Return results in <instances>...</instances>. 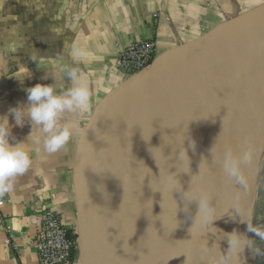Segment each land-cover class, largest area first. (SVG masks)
Instances as JSON below:
<instances>
[{
    "label": "crops",
    "instance_id": "0c3cea01",
    "mask_svg": "<svg viewBox=\"0 0 264 264\" xmlns=\"http://www.w3.org/2000/svg\"><path fill=\"white\" fill-rule=\"evenodd\" d=\"M263 4L264 0H0V116L27 103L25 89L37 82L54 83L58 90L69 87L65 66L83 73L91 91L86 112L62 116L61 122L71 124L73 133L60 150L47 152L43 134L33 129L32 139L38 142L26 145L31 166L15 178L9 201L0 210V264H41L34 240L44 209L57 211L69 228L76 226L75 169L82 139L100 104L130 78L119 65L121 48L153 39L158 61ZM71 45L86 53L83 60L73 62ZM9 122L12 142L25 140L32 131L30 122L22 128L11 116ZM254 239L264 248V242ZM73 258L74 264H82L77 249Z\"/></svg>",
    "mask_w": 264,
    "mask_h": 264
},
{
    "label": "water",
    "instance_id": "95a60500",
    "mask_svg": "<svg viewBox=\"0 0 264 264\" xmlns=\"http://www.w3.org/2000/svg\"><path fill=\"white\" fill-rule=\"evenodd\" d=\"M217 90L264 94V4L154 59L100 104L75 169L82 264H143L135 228L150 184L208 130ZM238 259L257 264L250 248Z\"/></svg>",
    "mask_w": 264,
    "mask_h": 264
},
{
    "label": "bare ground",
    "instance_id": "6f19581e",
    "mask_svg": "<svg viewBox=\"0 0 264 264\" xmlns=\"http://www.w3.org/2000/svg\"><path fill=\"white\" fill-rule=\"evenodd\" d=\"M208 119V130L192 138L196 141L195 149L190 147L192 139L185 147L189 160H181L179 153L150 184L135 228V248L146 264L149 261H152L149 264H173V254L183 249L192 251L206 264H217V256L230 247L226 234L235 230L248 236L247 224L240 222L237 212L251 219L250 209L255 204L257 181L264 165V94L217 90L209 105ZM246 138L255 146L256 156L243 165L248 182L243 188L230 181L214 163L212 148L216 142L218 146L225 143L240 152L247 146ZM205 161L210 171L202 164ZM201 167L202 174L194 178L193 183L212 189L217 208L218 218L209 227L199 219L195 224L198 202L186 206L182 192L173 189L174 183L168 177V174L174 175L187 190ZM188 168L189 171H185ZM235 199L239 201L234 202ZM234 204L236 210L232 208ZM170 217L175 218L178 225V236L170 230ZM228 256L231 254L226 258ZM129 262L141 264L138 258Z\"/></svg>",
    "mask_w": 264,
    "mask_h": 264
},
{
    "label": "clouds",
    "instance_id": "9594fccd",
    "mask_svg": "<svg viewBox=\"0 0 264 264\" xmlns=\"http://www.w3.org/2000/svg\"><path fill=\"white\" fill-rule=\"evenodd\" d=\"M69 54L73 62L83 60L86 53L75 45L70 46ZM65 76L71 81L66 89L58 90L54 83L37 82L27 87V103H19L9 108L8 113L0 116V194L10 193L14 187L16 177L24 174L31 166L32 156L28 142L36 143L32 139L34 128H39L43 134V144L47 152H56L64 147L73 133V126L67 122L62 123L61 118L69 112H86L90 106L91 91L87 78L74 66H65L63 69ZM23 83V80H21ZM9 116L14 119L15 126L24 127L26 122H30L32 131L27 138L22 141L12 142V127ZM246 147L243 151H235L225 143L219 146L217 142L212 148L214 163L218 164L223 174L239 187H247V179L243 171V165L251 162L256 156L255 146L246 138ZM196 141H190V147L195 149ZM189 160L187 149L182 148L180 152L181 160ZM207 171H210L207 162ZM201 164V166H202ZM185 171H189L185 170ZM200 173L192 178L191 186L185 190L174 175L168 174L169 179L174 183V188L182 192L186 206H190L193 201L198 202V211L195 215V224L200 222L209 227L218 218L216 212L215 194L206 185L197 186L193 179L201 176ZM236 210L235 204L232 207ZM240 222L247 224V231L254 234L261 242H264V225L254 224L251 219L237 212ZM235 218V216H233ZM230 247L226 252L217 256V264H236L238 253L245 248L252 249L255 254L264 255V248L257 246L256 239L248 238L238 231L226 234ZM231 254L226 258L227 254ZM188 264V259L186 261Z\"/></svg>",
    "mask_w": 264,
    "mask_h": 264
},
{
    "label": "built area",
    "instance_id": "2783aa9c",
    "mask_svg": "<svg viewBox=\"0 0 264 264\" xmlns=\"http://www.w3.org/2000/svg\"><path fill=\"white\" fill-rule=\"evenodd\" d=\"M156 42L153 39L134 42L119 50V65L130 77L149 67L155 59ZM9 193L0 194V210L8 203ZM11 236L14 235L11 233ZM34 246L41 264H74L77 239L61 215L46 208L40 216Z\"/></svg>",
    "mask_w": 264,
    "mask_h": 264
},
{
    "label": "rangeland",
    "instance_id": "374dc122",
    "mask_svg": "<svg viewBox=\"0 0 264 264\" xmlns=\"http://www.w3.org/2000/svg\"><path fill=\"white\" fill-rule=\"evenodd\" d=\"M237 200L235 199L234 202H236ZM250 210H251L250 213L252 214V223L264 225V165H263V168H261V173L257 181V193H256L255 204H254V207L251 208ZM170 219H171L170 220L171 222L170 230L174 231L178 236L180 233V230L178 229V225L176 224L175 218L170 217ZM252 235L254 238V234ZM225 249L226 251L228 250V248H225ZM227 255H230V254H227ZM254 255L256 259L258 260L259 264H264L263 255L259 256L255 254V252H254ZM185 256H188V257H185ZM187 259H188V264H206L201 260L199 256H197L192 251H185V249H183L173 254V264H184L186 263ZM149 260L151 259L149 258ZM149 262L152 263V261H149ZM149 262L147 264H149ZM142 263L146 264L145 261Z\"/></svg>",
    "mask_w": 264,
    "mask_h": 264
},
{
    "label": "trees",
    "instance_id": "16d2710c",
    "mask_svg": "<svg viewBox=\"0 0 264 264\" xmlns=\"http://www.w3.org/2000/svg\"><path fill=\"white\" fill-rule=\"evenodd\" d=\"M70 230H71V234H72L73 228H70Z\"/></svg>",
    "mask_w": 264,
    "mask_h": 264
}]
</instances>
